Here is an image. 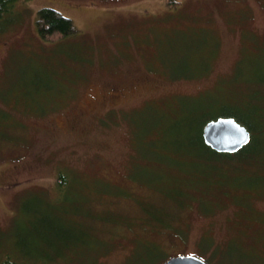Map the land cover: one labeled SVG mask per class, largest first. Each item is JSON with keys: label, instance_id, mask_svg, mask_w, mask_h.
<instances>
[{"label": "rangeland", "instance_id": "1", "mask_svg": "<svg viewBox=\"0 0 264 264\" xmlns=\"http://www.w3.org/2000/svg\"><path fill=\"white\" fill-rule=\"evenodd\" d=\"M167 1L15 0L0 20V110L21 123L0 142V264H157L188 253L264 264V184L235 189V201L187 188L179 204L159 191L174 170L162 158L170 124L200 108L217 118L261 107L264 118V0ZM40 7L77 33L41 39ZM45 96L43 110L25 107ZM57 232L87 240L61 256Z\"/></svg>", "mask_w": 264, "mask_h": 264}, {"label": "trees", "instance_id": "2", "mask_svg": "<svg viewBox=\"0 0 264 264\" xmlns=\"http://www.w3.org/2000/svg\"><path fill=\"white\" fill-rule=\"evenodd\" d=\"M14 1L15 0H0V20L3 16L8 15L11 12L10 8ZM177 2L178 0L167 1L170 5ZM34 26L37 35L41 39L53 43H58L64 38L73 36L77 33V28L71 18L51 7H40L36 10ZM48 89L53 90L50 87H48ZM48 98L49 97L45 96L39 100L29 97L28 99L31 102L30 105L25 106L24 104V106L32 111H25L39 112L43 110V108L40 107V104L44 103L46 108L47 103L50 101ZM13 101L19 103L20 99L15 97ZM12 108L15 109V106ZM20 111L22 112V110ZM11 114L12 113L8 114L3 110H0V142H8L9 134L7 133V130L10 125H13L14 127L21 126L19 120ZM247 115L251 116L254 121H249ZM196 116H199L200 119L196 120ZM222 116H232L239 123L243 124L250 132L249 142L237 151L219 152L204 143L201 134L202 127L208 120L213 119L207 118L208 115L204 109L200 108L197 111H190L178 122H173L168 126L170 135L163 138L165 140L162 145L166 148L170 147L171 152L169 151L168 153H165L162 158L163 160L166 159V166L168 168L171 167L174 170L168 175L171 184L168 183L170 184H167L168 187L163 186L159 189L160 194L163 197L170 199L175 197L173 200H176L180 204L181 197L186 195V189L193 188L205 196L212 197L216 195L234 199L236 196L232 195V191L234 192L235 189L241 190L242 187L259 186L264 184V172L261 174V171L259 170L260 166L264 167L263 110L261 107H258L249 112L236 111L233 114L230 112L229 115ZM239 118L244 122H240L238 120ZM194 123H197V125H194ZM155 147L156 146L151 145L148 148L151 151L156 149ZM152 153L155 155L157 152L153 151ZM159 158H161V154ZM180 170L183 172L185 171L186 173L181 179ZM177 184H180V187H177ZM56 186L57 193L62 195V193L68 189V179H66L63 174H59ZM179 196L180 199L178 198ZM50 207H52V205H50ZM64 210V208H61V210H56L55 213L59 215V213ZM159 217H162L161 214H159ZM157 220L162 221V219ZM181 232L182 230L180 231V234ZM60 233L61 232L56 233L57 238L55 241L57 247L61 246L57 251L61 256L65 254V252H63L65 247L71 249L77 248L81 242L87 240L81 238V241L78 239L69 240V237H67V239L63 238V235ZM82 235L86 236V233L83 232ZM167 258L168 257L165 259ZM165 259L161 260L159 263Z\"/></svg>", "mask_w": 264, "mask_h": 264}, {"label": "water", "instance_id": "3", "mask_svg": "<svg viewBox=\"0 0 264 264\" xmlns=\"http://www.w3.org/2000/svg\"><path fill=\"white\" fill-rule=\"evenodd\" d=\"M202 138L210 148L219 152H234L249 142V130L232 116H220L208 120L202 127ZM247 141V142H245ZM159 264H207L194 254H177Z\"/></svg>", "mask_w": 264, "mask_h": 264}, {"label": "snow or ice", "instance_id": "4", "mask_svg": "<svg viewBox=\"0 0 264 264\" xmlns=\"http://www.w3.org/2000/svg\"><path fill=\"white\" fill-rule=\"evenodd\" d=\"M245 142H247V141H245Z\"/></svg>", "mask_w": 264, "mask_h": 264}]
</instances>
